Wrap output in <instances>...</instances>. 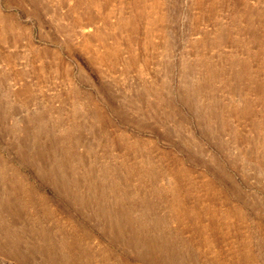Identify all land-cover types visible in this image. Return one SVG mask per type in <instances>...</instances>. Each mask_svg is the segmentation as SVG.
<instances>
[{
  "label": "rangeland",
  "instance_id": "obj_1",
  "mask_svg": "<svg viewBox=\"0 0 264 264\" xmlns=\"http://www.w3.org/2000/svg\"><path fill=\"white\" fill-rule=\"evenodd\" d=\"M0 264H264V0H0Z\"/></svg>",
  "mask_w": 264,
  "mask_h": 264
}]
</instances>
